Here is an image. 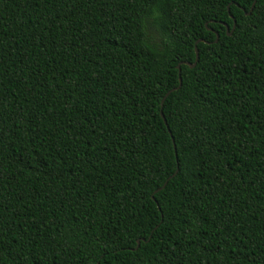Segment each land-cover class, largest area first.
<instances>
[{"label":"trees","instance_id":"trees-1","mask_svg":"<svg viewBox=\"0 0 264 264\" xmlns=\"http://www.w3.org/2000/svg\"><path fill=\"white\" fill-rule=\"evenodd\" d=\"M0 264H264V0H0Z\"/></svg>","mask_w":264,"mask_h":264},{"label":"water","instance_id":"water-1","mask_svg":"<svg viewBox=\"0 0 264 264\" xmlns=\"http://www.w3.org/2000/svg\"><path fill=\"white\" fill-rule=\"evenodd\" d=\"M254 5H255V3L253 4V7L251 8V11H250V13H249L248 15L251 14V12H252V10H253V8H254ZM232 18H233V17H232ZM233 20H234V26H233L232 31H230L229 27H227V35H228V36H231V35H232V32L234 31V29H235V27H236V21H235L234 18H233ZM218 40H219V35L217 34V39H216L215 42H218ZM200 42H203V43H204L205 41H204V40H199V41H197V44L200 43ZM198 61H199V52H198V50H197V48H196V60H195V62H194L193 64H190V63H182V64L188 65L190 68H194V67L196 66V64H197ZM180 66H181V65L178 66L179 74H180ZM181 85H182V79L180 78V85H179V87H177V88H173L172 90H170V91L166 94L164 100L168 97L169 94H171L172 92L178 90V89L181 87ZM164 100H163V102H164ZM162 117H163L165 123L167 124V121H166V119L164 118L163 114H162ZM167 182H168V181H167ZM167 182H166V183H165L160 189H158L156 192H158V191L164 189V187L166 186ZM152 198L154 199V196H153ZM141 242H145V240H144V239L139 240V241L137 242V248L139 247V245H140ZM137 248H136V249H137Z\"/></svg>","mask_w":264,"mask_h":264},{"label":"snow or ice","instance_id":"snow-or-ice-1","mask_svg":"<svg viewBox=\"0 0 264 264\" xmlns=\"http://www.w3.org/2000/svg\"><path fill=\"white\" fill-rule=\"evenodd\" d=\"M149 29H150L152 37L154 39H158L159 38V34L156 32L155 27H154V25L151 22H149Z\"/></svg>","mask_w":264,"mask_h":264}]
</instances>
